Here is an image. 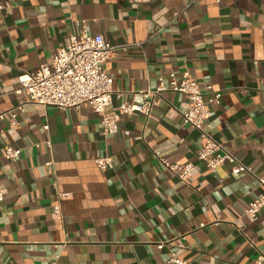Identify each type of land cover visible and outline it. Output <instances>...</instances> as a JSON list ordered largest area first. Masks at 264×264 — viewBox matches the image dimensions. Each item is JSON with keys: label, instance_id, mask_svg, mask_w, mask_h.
<instances>
[{"label": "crops", "instance_id": "1", "mask_svg": "<svg viewBox=\"0 0 264 264\" xmlns=\"http://www.w3.org/2000/svg\"><path fill=\"white\" fill-rule=\"evenodd\" d=\"M0 113L28 101L18 76L50 65L86 21L115 48L103 64L113 102L142 104L171 73L187 72L222 93L207 131L233 164L208 171L199 133L183 126L190 108L165 92L149 115H120L104 135L88 106L60 110L27 103L18 129L0 121V264H256L264 254V0H0ZM22 150L15 161L6 147ZM110 157L99 169L94 159ZM195 165L190 181L165 169ZM52 163L47 165V163ZM70 194L61 200L59 195ZM55 207L59 208V213ZM163 243L159 249L157 245Z\"/></svg>", "mask_w": 264, "mask_h": 264}, {"label": "built area", "instance_id": "2", "mask_svg": "<svg viewBox=\"0 0 264 264\" xmlns=\"http://www.w3.org/2000/svg\"><path fill=\"white\" fill-rule=\"evenodd\" d=\"M4 6L0 4V15ZM80 33H72L69 43L61 47L55 54L50 65H42L38 71L32 74L23 73L18 76V82L22 89L28 93V101L21 102L13 109L0 113V121L7 119L10 127L18 129L19 117L24 113L27 103L51 107L60 110H79L88 106L92 111L101 117L104 135H114L119 131L120 115H133L135 113L149 115L156 104L157 98L165 92L179 93L184 95L190 102V108L186 111H179L182 117L183 126H190L199 133L200 148L197 153L198 161L211 172H215L221 165L229 163L236 166L234 172H248L250 168L240 163L224 146L216 141L207 131V120L210 117V105L219 104L222 93L212 91L207 85L202 87L197 81L191 78L187 72L177 76L174 73L169 75L167 83L160 81L155 90L135 93L142 95V104L122 103L114 107L112 112L106 113L112 105L113 95L122 97L121 92L113 90V79L103 70V64L111 57L116 47L109 44L102 35H91L86 26V21H81ZM21 149L6 147L4 158L8 161H15ZM162 166L168 171L178 174L183 181H190L195 165H177L169 162L168 159L159 157ZM95 165L102 170H109L113 163L110 157H98L94 159ZM52 163H47L51 165ZM259 185L264 188V178H258ZM61 200L70 198V194L59 195ZM3 200V193L0 188V202ZM264 209V194L253 200L246 215L256 220ZM57 213L59 208L55 207ZM159 249L164 247L163 243L157 245ZM58 256L52 257L47 264H59ZM256 264H264V254L259 253ZM166 264H188L184 259L172 254Z\"/></svg>", "mask_w": 264, "mask_h": 264}]
</instances>
